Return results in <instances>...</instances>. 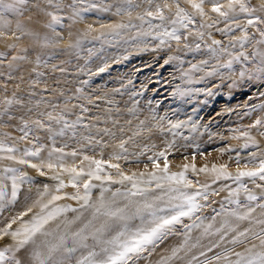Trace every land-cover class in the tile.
<instances>
[{"label":"rangeland","instance_id":"1","mask_svg":"<svg viewBox=\"0 0 264 264\" xmlns=\"http://www.w3.org/2000/svg\"><path fill=\"white\" fill-rule=\"evenodd\" d=\"M220 2L224 3V1ZM246 2L256 8L254 0H246ZM177 3L194 16L195 22L189 23L187 28L177 26V34L181 37L179 42L169 37L166 38L167 42L161 45L160 40L154 37L163 28L172 30L171 20L176 18ZM57 4L59 7L55 6ZM92 4H96L97 7L90 8ZM166 4L171 8L164 7ZM157 5L162 7L168 19L160 21L147 16L143 21L138 19L146 11L155 12ZM73 6L80 10L83 19L75 17L73 20ZM128 7L127 0H83V2L52 0L51 3L49 0H28V4L24 6L23 15L11 16L14 20L12 30H15V24L19 21L23 31L18 34L16 32V36L20 37L18 40L10 39V36L0 37V53L3 54L0 55V142L9 147H16L17 158L22 157L25 150L44 146L39 158L25 157L32 163L39 164L41 160L47 162L48 153L55 147L63 149L65 153L77 152L75 158L72 156L64 158V164L67 167L87 168L86 161L83 165L81 164L83 157L87 155L119 164V171L129 176L134 173L139 176L140 173L155 171L149 157L155 158L156 153L161 151L167 155L170 173L183 171L184 165L193 164L197 169L207 167L209 170L213 165L217 167L227 165L228 171L233 175H236L238 168L245 170V165L249 169L258 167L259 160L264 158V135L261 134L264 133V127L250 126L254 125L257 119L264 120V110L252 107L264 104V95H261L264 93V77H260V74L256 72L260 58L252 57L258 47L264 51V45L255 43L261 39L257 29H264V24L248 26L247 20L254 17H249L238 9L234 19L225 20L212 12V5L208 6V4L204 5L208 16L202 17L187 0H152L151 4L147 0H132L131 16L126 11ZM118 8L125 11L117 14ZM84 9L89 10L84 11ZM49 12L60 17V24L56 25L55 32L47 27L52 20L47 14ZM258 13L257 11L255 15L264 18V14ZM149 20H151V26L148 23ZM237 23L241 27H236ZM118 24L129 26L118 29V35L111 34V29L107 26ZM160 25L163 27H158ZM244 27H247L249 39L241 47L236 38L244 35ZM57 33L63 37V40H59ZM145 33H151V35H145ZM198 33H203V38ZM45 37L48 38L47 42ZM77 39L81 41L80 46L69 47ZM213 40L221 41V44L215 45L212 43ZM2 42H5V45ZM13 44L15 47H10ZM221 47L226 48L227 51L220 52ZM210 49H216V54L214 55ZM241 52L246 53L249 59L233 61L231 68L223 66ZM169 57L178 59L165 64V60ZM202 61H208V63L201 65ZM193 64L201 65L203 71L192 70ZM105 65H108L107 69L101 72L100 68ZM214 69V75H207ZM245 69L249 71L241 77L239 73ZM184 72H190L191 79L199 82L189 83L188 77L183 76ZM178 88L191 90V94L180 96L177 94ZM6 101H12V103L8 104ZM49 113L53 117L63 115L68 126L65 127L64 121L50 120ZM161 117L166 119H160ZM37 121H40L43 126ZM170 121L171 123L181 121L184 125L180 128H172ZM61 131L62 135H54ZM243 132H249L255 138L256 145L250 144L248 148H244L246 140L241 136ZM234 136H241V138L233 139ZM121 142H126L124 146L127 152H122L119 148ZM169 144H172L171 148L168 147ZM220 149L225 151L221 152ZM253 153L256 154V159L250 163ZM7 155L9 153L0 152V156ZM57 155H53V162L56 161ZM116 155L122 158L114 159ZM160 164L163 167V158H160ZM8 168L27 173L31 183L25 181L16 202L7 203L3 210H0V230H3L13 217L19 216L35 205L34 208L32 207V212L24 216L23 220L18 219L17 224L12 225L10 231L19 228L22 222H26L24 219L28 221L30 217L31 220L40 210L39 205L35 208L37 206L35 201L40 198L39 193L43 191L45 185L50 190L49 195L44 197L46 201L53 194H73L76 191L71 187L69 173H60L68 187L56 193L58 181L51 177L57 174L58 170H49L44 167L45 174L41 175L36 168L10 159H0V177L5 175V169ZM107 173H111L113 181L121 179L117 169L108 167L106 164L105 171L101 175L106 176ZM187 176L194 182H199L197 189L200 184L206 183L210 185L209 191H218L219 194L210 196L207 201L200 200L207 206L195 213L191 219L183 218V224L196 219L204 211L217 209L223 203L229 204L228 192L239 185V182L223 179L214 183V174L211 171L193 173L189 169ZM4 182L8 184L10 200L11 181ZM92 183L97 187L92 190L91 206L81 208L83 201L72 199L56 202L57 205H71L78 211L67 212L54 221H50L44 229L49 233L52 231V235L47 237L49 240H44L46 238L44 235H37L35 244L30 243L20 249L21 252H15L16 258L21 260L22 264H38L39 261L33 256L34 250L42 254L41 258L46 257L48 246L57 243L64 233L70 238L71 235L83 229V234L88 236V240L94 241L86 248L78 244L73 245L68 239L67 246H75L77 250L68 254L61 249L53 254V262L64 259V264L77 263L89 252L100 250L97 240L101 236L108 238L104 233L106 229L119 226L114 234H110V238L115 236L122 229L124 222L104 215L105 209H101L102 214L96 213L101 186L109 189L104 192L105 202L111 204L113 209H125L130 216L145 202H155L163 207L168 201L165 190L157 189L155 183L151 186L152 190L144 195L129 197L113 196L117 190L122 193L127 192L131 188L128 181L121 184L92 180ZM244 183L252 192L264 193L260 187L256 188L258 184L264 185V181L258 177L254 182L252 179L244 178ZM224 185L229 187L220 191ZM195 190L187 189L189 192ZM83 191L81 188L82 194ZM35 195L37 197H34ZM161 196L164 197L163 200H156ZM243 196L246 197L241 191L240 197ZM26 200L27 203L32 202V204H27ZM29 200L32 201L29 202ZM113 200L114 203H112ZM258 202L264 203V199ZM171 203H178V201ZM12 209L14 214H9L8 211ZM18 210L21 211L18 212ZM81 215L83 220H79ZM145 216L147 218V213ZM138 219L139 217H136L129 221L130 227H136L138 223H141ZM73 220L75 225L72 226L74 223H68V221ZM56 224L59 228L62 226L60 230ZM183 224L176 225L175 234H168L162 242L158 241L154 249L149 246V251L143 252L139 258L134 257L129 264H154L155 261L157 264H161L162 261H166V264H182L181 250L174 257L173 251H168L169 257L163 253L166 251V241L173 242V236L183 232ZM85 225L88 227L85 228ZM73 227L75 230H72ZM54 233L56 236H53ZM34 245L40 247L36 250ZM5 247H12L15 251L16 241L10 235L0 239V250ZM159 254H161L160 260L157 259ZM22 255L28 261L23 259Z\"/></svg>","mask_w":264,"mask_h":264},{"label":"snow or ice","instance_id":"2","mask_svg":"<svg viewBox=\"0 0 264 264\" xmlns=\"http://www.w3.org/2000/svg\"><path fill=\"white\" fill-rule=\"evenodd\" d=\"M51 3L52 0H49ZM83 2V0H80ZM128 2V15L131 16V7H132V0H127ZM149 4L152 3V0H147ZM210 3L212 5L211 11L217 13L220 17H223L225 20L234 19L235 14L237 13V9L241 13L247 14L249 18L247 20L248 26H256L257 24H264V18L261 16L255 15V13L259 11H264V8L256 9L250 5V3L246 2V0H228L226 5L220 3V0H189L192 7L196 10V12L200 16H208V13L205 12L204 5L205 3ZM28 4V0H0V37L7 36L11 33L12 36L18 40L20 39L19 36H16V32H22L23 26L22 24L17 21L15 24V31H12V20L9 19V16H18L23 15L24 6ZM59 7V4L55 5ZM96 4L90 5V8H96ZM138 7V5H137ZM164 7L171 8L170 5H164ZM89 9H84V11H88ZM107 10V9H105ZM121 11H125V9L118 8L117 14ZM51 16L52 20L51 23L47 25V27L51 28L54 32L56 29V25L60 24V17L57 16L53 12L47 13ZM145 16L151 17L154 19H158L160 21H165L168 19L163 13V9L160 5L156 6V11H146L144 15L138 17L140 20H144ZM75 17H80L83 19L80 10H77L73 6V20ZM175 19L171 20L173 28L171 31H168L167 28H163V30L156 34L154 38L159 39L161 45L167 42L166 38L175 39L177 42L180 41L181 37L177 34L178 27L187 28L189 23L195 22L194 16L187 12L186 9L181 8L180 5L177 3L176 5V13ZM211 18V17H209ZM149 25L151 26V20L148 21ZM62 26V25H61ZM129 25L125 24H118L114 26H107L111 29V34L118 35V29H122L128 27ZM134 27V25H132ZM101 27H106L101 25ZM156 27V26H153ZM158 27H163L162 25ZM211 27V25H208ZM236 27H241L239 23L236 24ZM91 29V25L89 26ZM259 31L260 40H257L256 44L264 45V29H257ZM231 31V29H229ZM244 35L241 37H237L236 40L240 44L241 47L248 41L249 36L247 32V27L243 28ZM71 35V34H70ZM104 35V33H101ZM145 35H151V33H145ZM198 35L203 38V33H198ZM59 40H63V37L57 33ZM45 41H48V38L45 37ZM59 42V41H53ZM80 39H77L74 43H71L69 47L78 48L80 46ZM213 44L220 45L221 41L213 40ZM10 47H15V45H10ZM188 47V45H185ZM199 48V45H197ZM213 54H216V49H210ZM227 51L226 48L221 47L220 52ZM0 55H3L0 53ZM258 56L260 58L259 65L256 66V72L260 74V77H264V51L257 49L256 53L253 54V59ZM13 59H17L13 57ZM23 59V57H20ZM173 59H178L177 57H169L168 60H165V64L169 63ZM241 59L247 60L249 59L248 55L244 52H241L239 55H235L228 61L224 67L231 68L233 61H240ZM208 61H202L201 65H206ZM201 65L193 64L191 69L194 71H203ZM108 65L100 68V71L103 72L107 69ZM249 71L248 69L241 70L239 75L244 77L246 72ZM215 74V69L211 72H208L207 75L211 76ZM183 76L188 77V82H199L193 81L191 79L190 72H184ZM251 78V77H249ZM259 78V77H258ZM85 83H87L85 81ZM199 91V90H196ZM177 94L180 96L190 95L191 90H182L177 89ZM211 93L209 92V95ZM264 95V93H261ZM6 103L11 104L12 101H6ZM253 108H260L264 110V104L260 105H253ZM48 118L50 120L57 119L58 121H64L65 127L68 126V122L64 120L63 115L59 117H53L51 113L48 114ZM79 119V118H78ZM160 119H166V117H161ZM38 124H41L40 121H37ZM171 123V121H170ZM184 125V122L176 121L175 123H171L172 128H180ZM41 126H43L41 124ZM250 127H264V120L257 119L254 125ZM107 131V130H106ZM63 132L55 133L54 135H62ZM175 134V133H174ZM264 135V133H261ZM241 136L245 138L246 142L243 145L244 148H248L251 145H256V140L252 137L249 132L241 133ZM241 136H234L233 139H240ZM55 141L53 140V144ZM126 142H121L119 148L122 152H127L125 148ZM44 146H40L35 148L34 150H25L23 156L17 158L15 153L18 149L14 146L9 147L5 145L3 142H0V152H7L9 155L6 157L0 156V159H10L16 161L19 164L28 165L32 168H36L40 171L41 175H44L43 168L47 167L49 170L56 169L57 174L53 175L51 179L58 181L56 186V193H59L62 189L68 187L65 184L64 180L61 178L60 173H69L71 176V187L76 189L75 193L68 194L65 193L64 195L53 194L50 198L44 202V197L49 195V188L47 185L44 186L43 191L39 193V199L35 201V204L39 205V212L33 215L32 219L26 222H22L20 227L17 228L15 231H10L12 225L17 222V220H23L24 216H27L29 212H32V207H29L25 212L21 213L17 217H13L11 222L6 225L3 230H0V239L4 236H11L14 241H16V248L15 251L12 247H5L0 250V264H22L21 260L17 259L15 256V252L20 251V249L24 248L26 245L35 242V238L37 235H44L50 236L52 233L46 232L45 226L52 220L57 219L58 217L65 215L67 212H77V208H73L71 205H57L56 202L62 199H72L76 201H83L81 204V208H86L91 206V194L93 188L97 187V185L92 183V180L97 181H108V182H116L123 184L125 181H128L131 184V188L127 192H120L117 190L113 196H137V195H144L146 192L152 190V184L155 183V187L157 189L165 190V194L168 197V201L166 202L165 206L160 207L155 202L148 203L145 202L143 205L138 206L136 211L133 215H128L125 209L116 208L113 209L111 204L105 202L104 199V192L109 191L108 188L102 187L99 199V206L96 207V213L100 214L101 209H105L103 212L104 215L109 217L115 218L117 220L123 221V226L120 231L116 233L111 239L105 241L104 243L108 245V247H104L102 252L105 254L102 258L97 259L100 255L95 251H91L88 253L87 256L82 257L80 260L77 261V264H129L130 261L133 260L134 257L139 258V256L146 251H149V246L153 249L157 245V242H162L168 234H175L176 228L175 226L178 224H183V218L187 217L191 219L195 213L200 211L202 208L206 207L207 205L200 202V200L207 201L210 196L218 195V191H209L210 185L208 184H200L199 188L197 189L198 181L194 182L193 180L189 179L187 176V172L189 169L193 173L198 172H209L211 171L214 174L213 182L223 180H233L234 182H239V187L236 189H230L228 202L229 204L236 205L235 208H225L223 205L221 206L220 212H217L216 215L226 214L228 217H234L238 221L248 220L251 218L252 213L255 212L256 208H260L264 210V203H259L261 199H264V193L261 196H257L254 192H252L247 185L244 183V178L252 179L253 182L255 178H259L260 180L264 181V158L259 160L258 167L254 168H247L245 165V170L237 169L236 175H233L228 171L227 165H221L219 167L213 165L211 170L207 167L197 169L195 165H184V170L180 172L170 173L169 172V165L167 155L164 151L156 153L155 158L149 157L152 161V164L155 168V171L147 172V173H140L137 176L135 173L131 176L126 175L123 172H120V165L111 163L109 161L98 160L94 157H90L85 155L83 157V161L81 164L86 161L87 168L81 166L79 168L72 166L67 167L64 164V158L66 156H72L75 158L77 156V152L73 151L70 153H65L63 149H58L53 147L52 150L48 153V160L45 162L41 160L39 164L32 163L31 160L26 159L25 157H40V153L43 151ZM169 148L172 147V144L168 145ZM231 151L232 149H228ZM219 151L224 152L225 149H220ZM54 154H58L56 157V161L53 162L52 157ZM120 155L114 156V159H121ZM160 158H163V167L160 164ZM195 159V157H193ZM256 159V154H252V160L249 161L250 163ZM107 164L108 167L117 169L121 179L119 181H113L111 173H107L106 176L101 175L102 172L105 171V165ZM237 164H239V159H237ZM11 173V175H9ZM10 180L11 181V193L9 200V192H8V184L4 181ZM25 181L31 183L30 178L27 176V173L21 172L15 168H8L5 169V175L0 177V210L6 206L7 203L14 204L19 196V192L21 186ZM143 185V187H141ZM228 185H224L220 191H223L224 188H228ZM262 190H264V185H257ZM81 188H83V194L81 193ZM187 189H196L195 191L189 192ZM243 191L246 196V203L240 200V193ZM173 193L175 195H173ZM199 198V199H198ZM164 197H157L156 200H163ZM172 201H178V203H171ZM254 202H256L254 204ZM114 203V200L113 202ZM215 211V210H214ZM147 213V218L145 216ZM158 213H167L165 215H160ZM264 214V213H262ZM139 217L141 223L137 227H130L129 221L133 220L134 218ZM197 219H201L197 217ZM213 221L215 220V216L212 217ZM75 221H68V223H74ZM90 223V222H89ZM256 223L259 225L264 226V219L256 220ZM203 225V220L201 219V223L197 224L193 221L192 224H183V227L188 229V232H185L184 235L186 237L184 241V245L182 247L188 246V240L190 238V231L192 228H199ZM88 225H85L87 228ZM204 227V235H208L213 228V224L203 225ZM237 226L232 225L228 219H225L224 223L220 228L215 229V232L212 234H221L220 240L223 241L228 232H236ZM83 229L79 232L73 234L72 243L73 245H79L81 247H88L86 241L88 239L87 235L83 234ZM251 229H245L244 231L238 232L236 236H234L230 243L233 245H240L244 244L247 239L249 232ZM95 238V237H94ZM254 238L260 240V244H252L250 247H247L243 252H236L234 249H226L224 253L218 254L215 257L202 261L201 264H212L213 260L220 261L223 259L224 264H264V227L261 228L259 233L254 234ZM67 234L61 235L59 237L58 243L50 244L48 246V254L46 257L41 258V253L39 251H34L33 256L39 261V264H64L63 260H57L53 262V254L61 251L63 249L68 254L75 252L77 249L75 246L68 247L67 246ZM196 244L191 245V247H196ZM220 244L216 243L212 247L208 248V251H212L213 247H219ZM180 248L173 249V257L180 251ZM11 254V255H9ZM201 256L206 255L205 252L200 253ZM235 256L236 259H232V256ZM193 261L198 260V257L193 256ZM161 264H166V261H162Z\"/></svg>","mask_w":264,"mask_h":264},{"label":"crops","instance_id":"3","mask_svg":"<svg viewBox=\"0 0 264 264\" xmlns=\"http://www.w3.org/2000/svg\"><path fill=\"white\" fill-rule=\"evenodd\" d=\"M257 196H259L260 194H262V193H260V192H256L255 193ZM240 200L242 201V202H244V203H246L247 201H245L246 200V197H240ZM256 202H254V204H255ZM225 208H235L236 207V205H234V204H227V205H225V203H223L222 204ZM221 205V206H222ZM215 210V211H214ZM220 210H221V207H219V208H217V209H213L212 211H209V212H206V211H204L203 212V214L201 213V214H199L198 215V217H200L202 220H203V225H207V224H213V225H215L216 223H217V219L219 220H221V222L220 221H218V222H220V223H217L216 224V227L217 228H220L221 226H222V224L224 223V221H225V219H228V220H232V221H230V223L232 224V225H235V226H237V228H236V232H231V234H232V236H231V234H229L230 232H228L227 234L228 235H226V237H225V239L226 240H223V241H221L220 240V235L221 234H212V233H214L215 232V229H217L216 227L214 228V226H213V228H212V230L210 231V233L208 234V235H204V227H203V225L201 226V227H199V228H193V229H191V231H190V238H189V240H188V246H186V247H182V245H184V241H185V239H186V237H185V235H184V233L185 232H188L189 230L188 229H186V228H184L183 227V232L182 233H180V235H174L173 236V242H171L170 243V240H167L166 241V250L168 251V250H170V251H173V249H175V248H181V251H182V253H183V263L182 264H201V262L202 261H205V260H207V259H210V258H212V257H215L216 255H218V254H222V253H224V251L226 250V249H229V250H231V249H234L235 251H237V252H242V251H244L245 249H246V246L247 247H250V245L251 244H254V242H256L255 244H259V243H257V241L258 242H260V240H258V239H255V238H252V237H254V234H256L257 232L259 233L261 230V228L262 227H258V229L259 230H256V227L257 226H260L259 224H257L256 223V220H259V219H262V217H261V213H264V210H262V209H260V208H256V210H255V212L254 213H252V216H251V218L250 219H248V220H243V221H238V220H236L234 217H228L226 214H221L220 216H221V218H220V216L219 215H216V213L217 212H220ZM254 214V215H253ZM223 215V216H222ZM213 216H215V220L214 221H212L213 219H212V217ZM218 216V218L216 219V217ZM225 216V217H224ZM228 217V218H227ZM201 219H192L191 221H189V222H187V223H185V224H192L193 223V221H195V223H197V224H200L201 223ZM264 219V218H263ZM207 221H209V222H207ZM248 221H250V222H248ZM212 222H214V223H212ZM256 224V226H255V231H252V233L253 232H255V233H249V235L250 236H252V237H250L249 235H248V238L249 239H247V241L244 243V244H240V245H233V244H231L230 243V241H231V239L234 237V236H236L237 234H238V232H240V231H244L245 229H254V225ZM217 225H219V226H217ZM201 228V229H200ZM233 233H235L234 235H233ZM228 236H231L230 238L228 237ZM228 238V239H227ZM208 239V240H207ZM215 239H217V240H215ZM203 240V241H202ZM206 240V241H205ZM215 240V241H214ZM226 242V243H224L223 244V242ZM176 242V243H175ZM219 242H221V243H219ZM175 243V244H174ZM216 243H219L220 244V246L219 247H213L212 248V251H208V248L209 247H212L214 244H216ZM171 244V245H170ZM193 244H196L197 246L196 247H191V245H193ZM225 244H227V245H225ZM172 247V250L170 249ZM191 248H194V249H191ZM195 250V251H194ZM239 250V251H238ZM217 251V252H216ZM201 252H205L206 253V255H204V256H201L200 255V253ZM193 256H195V257H198V260H196V261H193L192 260V257ZM169 257V256H168ZM231 258H233V260L236 258L234 255L231 257ZM214 261V262H213ZM212 261V264H217V262H218V264H224V261H223V259H221L220 261H216V260H213ZM187 262V263H186ZM154 264H157L156 262L154 263Z\"/></svg>","mask_w":264,"mask_h":264},{"label":"bare ground","instance_id":"4","mask_svg":"<svg viewBox=\"0 0 264 264\" xmlns=\"http://www.w3.org/2000/svg\"><path fill=\"white\" fill-rule=\"evenodd\" d=\"M220 1H222V2L224 1L223 4H226V3L228 2V0H220ZM187 2H189V1L187 0ZM254 2H255V5H256V8H257V9L264 8V0H254ZM220 3H221V2H220ZM205 4H206V6H207V4H208V6H211L210 3H207V2H206ZM209 4H210V5H209ZM258 12H259V13H262V15L264 14V11H259V10H258ZM259 13H258V14H259ZM256 15H257V14H256ZM9 19L12 20V24H13V21H14L13 18H12L11 16H9ZM26 23H27V22H26ZM28 24H29V23H28ZM24 26H25V25H24ZM12 31H15V30H12ZM17 34H18V32H17ZM7 36H10V37H9L10 39H11V38L16 39L15 36H12V35H11V33H9ZM1 38H2V37H1ZM7 39H8V37H7L5 40L7 41ZM0 41H1V40H0ZM2 43H4V45H5V42H2ZM258 49H260V48L258 47ZM260 50H261V49H260ZM73 162H74V161H73ZM75 163H76V162H75ZM77 164H78V163H77ZM65 165H66V164H65ZM75 165H76V164H75ZM219 165H220V164H219ZM68 166H69V165H68ZM77 167H78V166H77ZM206 176H207V175H206ZM44 177L46 178V175H45ZM207 178H208V177H207ZM209 178H210V177H209ZM258 185H259V184H258ZM255 186H256V185H255ZM232 187H234V186H232ZM238 187H239V185H238ZM230 188H231V187H230ZM256 188H258V187H256ZM231 189H232V188H231ZM234 189H235V188H234ZM226 192H227V191H226ZM258 192H259V191H258ZM260 192H261V191H260ZM228 193H229V192H228ZM255 193H256V192H255ZM34 197H37V196L35 195ZM32 199H33V198H32ZM34 200H35V198H34ZM44 200H45V199H44ZM30 201H32V200H29V202H30ZM45 201H46V200H45ZM150 201H151V200H150ZM26 203H27V200H26ZM26 203H24V204H26ZM16 204H17V203H16ZM16 204H15V205H16ZM24 204H22V206H23ZM27 204H30V203H27ZM27 204H26V205H27ZM31 204H32V202H31ZM31 204H30V205H31ZM26 205H25V206H26ZM36 205H37V204H36ZM19 206H20V205H19ZM19 206H18V207H19ZM33 206H35V205H33ZM33 206H32V207H33ZM15 207H16V206H14V208H15ZM23 207H24V206H23ZM28 207H29V206H28ZM37 207H38V205H37L35 208H37ZM92 207H93V206H92ZM19 208L22 209V207H19ZM19 208H17V209H19ZM24 208H25V207H24ZM33 208H34V207H33ZM33 208H32V209H33ZM91 209H92V208H91ZM91 209H90V211H91ZM23 210H24V209H23ZM23 210H22V212H23ZM93 210H94V208H93ZM19 211H21V210H18V212H19ZM102 211H103V210H102ZM84 212H86V211H84ZM4 213H5V212H4ZM8 213H9V214H12V213L14 214V210L12 209V211H10V212L8 211ZM30 213H31V212H30ZM9 214H8V215H9ZM15 214H16V213H15ZM82 214H83V213H82ZM101 214H102V213H101ZM5 215H6V213H5ZM74 215H75V214H74ZM253 215H254V214H253ZM260 215H261V217H262V219H263V218H264V214L261 213ZM62 216H63V215H62ZM71 216H72V215H71ZM83 216H84V215H83ZM219 216H220V215H219ZM222 216H223V215H222ZM81 217H82V215H81ZM81 217H80L79 220H81V219L83 220V217H82V218H81ZM224 217H225V216H224ZM64 218H65V217H64ZM64 218H63V219H64ZM77 218H78V216H77ZM84 218H85V217H84ZM97 218H98V217H97ZM111 218H112V217H111ZM217 218H218V216L216 217V219H217ZM220 218H221V216H220ZM227 218H228V217H227ZM229 218H230V217H229ZM28 219L30 220V217H29ZM74 219H75V218H74ZM29 220H28V221H29ZM24 221H27V220L24 219ZM53 221H54V220H53ZM138 221H139V219H138ZM212 221H213V220H212ZM215 221H216V220H215ZM218 221L221 222L220 219H219V220L217 219V223H220V222H218ZM229 221H232V220L230 219ZM245 221H246V220H245ZM3 222H4V221H2V223H3ZM207 222H209V221H207ZM222 222H223V221H222ZM222 222H221V223H222ZM248 222H250V221H248ZM133 223H134V222H133ZM135 223H136V222H135ZM212 223H214V222H212ZM217 223H216V224H217ZM16 224H17V223H16ZM67 224H68V223H67ZM77 224H78V223H77ZM90 224H91V223H90ZM130 224H131V223H130ZM139 224H140V223H138V225H139ZM214 224H215V223H214ZM216 224L213 225L214 228L216 227ZM56 225H57V224H56ZM73 225H75V223L72 224V226H73ZM131 225H132V224H131ZM135 225H136V224H135ZM138 225H137V226H138ZM57 226H58V225H57ZM66 226H67V225H66ZM76 226H77V225H76ZM137 226H136V227H137ZM217 226H219V225H217ZM255 226H256V224L254 225V229H253V230L251 229L252 231H255ZM61 227H62V226H61ZM61 227L59 228V226H58L59 229H58V228H56V229L60 230ZM69 227H71V226H69ZM77 227H78V226H77ZM118 227H119V226H118ZM118 227H117V228H115V227H111V228L106 229V230L104 231V233H105V236L108 237V238L105 239V238H103V237L101 236V237L97 240V242H98V247L100 248V250H97V251L95 250V252H97V253L100 254V255L97 257V259L102 258V257L105 255V254L102 252V248H101V247H105V246L108 247V245L105 244L104 242L107 241V240H109V239H111V238H110V237H111L110 234H114L115 231H116V229H118ZM133 227H134V226H133ZM258 227H264V226H262V225L257 226V227H256V230H259ZM2 228H3V227H2ZM216 228H217V227H216ZM192 229H193V228H192ZM200 229H201V228H200ZM249 229H250V228H249ZM58 230H57V232H60V231H58ZM70 230H71V229H70ZM72 230H75V228L73 227ZM98 230H99V231H102V230H100V229H98ZM193 230H194V229H193ZM260 230H261V229H260ZM66 231H67V229H66ZM78 231H79V230H78ZM252 231L249 232V233L251 234ZM51 233H52V231H51ZM253 233H255V232H253ZM253 233H252V234H253ZM257 233H258V232H257ZM222 234H223V233H221V235H222ZM229 234H231V232H230ZM234 234H235V233H233V235H234ZM252 234H251V235H252ZM63 235H65V233H64ZM218 235H219V234H218ZM227 235H228V234H227ZM50 236H51V235H50ZM50 236H46V238H45L44 240H46V241L49 240V238H47V237H50ZM53 236H56L55 233L53 234ZM53 236H52V239H53ZM231 236H232V234H231ZM231 236H228V237L230 238ZM249 236H250V235H249ZM36 237H37V236H36ZM219 237H220V236H219ZM250 237H252V236H250ZM250 237H249V238H250ZM43 238H44V237H43ZM249 238H248V239H249ZM252 238H254V237H252ZM68 239H69V241L72 243L73 236L71 235L70 238H68ZM227 239H228V238H227ZM9 240H10V239H9ZM207 240H208V239H207ZM215 240H217V239H215ZM215 240H214V241H215ZM224 240H226V239H224ZM2 241H3V240H2ZM2 241H1V242H2ZM93 241H94L93 239H92V240H91V239H89V240L87 239L86 243H87V245H88V244H92ZM202 241H203V240H202ZM205 241H206V240H205ZM35 242H36V241H35ZM35 242H34V244H35ZM40 242H41V240H40ZM40 242H39V243H40ZM42 242H43V241H42ZM56 242H57V241H56ZM9 243H10V241H9ZM39 243H38V244H39ZM44 243H46V242H44ZM57 243H58V242H57ZM175 243H176V242H175ZM175 243H174V244H175ZM219 243H221V242H219ZM224 243H226V242L224 241L223 244H224ZM255 243H256V242H254V244H255ZM257 243L260 244V242H258V241H257ZM10 244H11V243H10ZM48 244H49V243H48ZM259 244H256V245H259ZM36 245H37V243H36ZM36 245H34V246L36 247ZM40 245H41V244H40ZM44 245H45V244H44ZM170 245H171V244H170ZM225 245H227V244H225ZM251 245H252V244H251ZM251 245H250V246H251ZM30 246H32V245H30ZM37 246H38V245H37ZM41 246H43V245H41ZM71 246H72V245H71ZM39 247H40V246H39ZM39 247H36V250H37V248H39ZM33 248H34V247H33ZM86 248H87V247H86ZM96 248H97V247H95V249H96ZM171 248H172V247H171ZM246 248H247V246H246ZM31 249H32V248H31ZM191 249H194V248H191ZM84 250H85V249H84ZM87 250H88V249H87ZM34 251H35V250H34ZM168 251H169V250H168ZM168 251L166 250L165 253H163V254H165L167 257L169 256V255H168ZM194 251H195V250H194ZM238 251H239V250H238ZM18 252H19V251H18ZM20 252H21V251H20ZM216 252H217V251H216ZM236 252H237V251H236ZM242 252H243V251H242ZM22 253H23V252H22ZM27 253H28V252H27ZM29 253H30V252H29ZM45 253H46V252H45ZM28 255H31V254H28ZM160 255H161V254H159V256H158V258H157L158 260H160V259H159ZM73 256H74V255H73ZM32 257H33V256H32ZM71 257H72V256H71ZM151 257H152V255H151ZM151 257H149V258H151ZM22 258H23V255H22ZM30 258H31V257H30ZM23 259H25V257H24ZM28 259H29V258H28ZM145 259H146V258H145ZM151 259H152V258H151ZM167 259H168V258H167ZM232 259H233V258H232ZM235 259H236V258H235ZM25 260H27V259H25ZM63 260H64V259H63ZM27 261H28V260H27ZM30 261H31V260H30ZM68 261H69V260H68ZM143 261H144V260H143ZM153 261H155V260H153ZM148 262H149V261H148ZM155 262L157 263V261H155ZM159 262H160V261H159ZM213 262H214V261H213ZM142 263H143V262H142ZM31 264H32V263H31ZM38 264H39V263H38ZM73 264H77V263H74V262H73ZM147 264H148V263H147ZM149 264H150V263H149ZM217 264H218V262H217Z\"/></svg>","mask_w":264,"mask_h":264}]
</instances>
